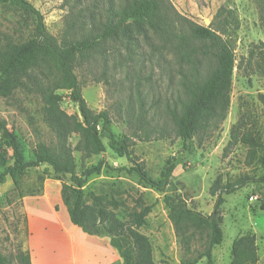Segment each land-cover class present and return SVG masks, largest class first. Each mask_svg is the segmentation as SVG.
<instances>
[{
	"label": "trees",
	"instance_id": "1",
	"mask_svg": "<svg viewBox=\"0 0 264 264\" xmlns=\"http://www.w3.org/2000/svg\"><path fill=\"white\" fill-rule=\"evenodd\" d=\"M256 1L264 19V0ZM0 3L22 11L34 26L33 34L24 42L0 35V98L11 99L18 92L39 97L51 107L57 129L55 143L38 144L28 162L18 137L11 134L15 162L0 175V186L10 177L22 199L20 180L32 169L46 166L59 181L70 177V184H62L61 198L72 224L90 236L109 237L122 264H157L150 239L140 232L154 207L139 200L127 219L121 220L115 212L120 208L117 202L93 195L89 203L84 190L88 179L110 167L101 161L78 175L74 154L80 153L84 162L100 157L106 152L107 141L115 155L133 165L125 169L127 173L137 175L143 188L157 192L171 186L176 165L170 161L159 181L150 177L133 158L131 136L119 138L109 112L97 113L89 108L82 94L85 83H81L77 71L93 62L101 65L109 56L126 54L133 58L140 48H149L164 68L173 63L177 86L163 105L159 101H152V105L150 90L138 75L135 108L131 103L127 117L134 135L151 141L165 139L173 132L183 142L211 140L221 133L228 119L235 79L236 56L224 37L225 30L198 24L182 15L171 0H74L72 15L59 42L49 34L44 16L28 1ZM77 4L85 7L79 8ZM60 92H67V98L78 105L79 116L69 115L62 108L65 97ZM74 136L78 137L75 147L70 143ZM239 144L248 148V162L262 174L254 178L247 175L227 185L218 182L212 191L217 201L211 215L189 209L177 196L164 199L176 233L185 238V232L192 231L205 242L195 259L182 264H199L202 260L215 264L213 250L224 241L220 209L225 195L257 184L264 209V138L246 123L245 117L231 131L229 147ZM25 224L27 230L26 215ZM259 259L254 235L234 240L230 264H257ZM0 264H32L24 240L10 257L0 250Z\"/></svg>",
	"mask_w": 264,
	"mask_h": 264
},
{
	"label": "rangeland",
	"instance_id": "2",
	"mask_svg": "<svg viewBox=\"0 0 264 264\" xmlns=\"http://www.w3.org/2000/svg\"><path fill=\"white\" fill-rule=\"evenodd\" d=\"M26 1L44 16L49 34L62 41L74 0ZM171 1L182 15L198 24L225 30L224 37L234 50L236 68L231 108L220 134L203 142L198 139L183 142L173 132L170 135V130V136L162 140L147 141L134 135L127 117L131 103L135 108L134 88L138 75L145 81L143 86L150 90L149 103L152 105V101L163 105L177 86L173 63L164 68L149 48H140L133 58L126 54L109 56V60L101 65L93 62L77 71L79 80L85 83L82 94L89 108L97 113L109 112L119 138L131 136L133 158L144 166L150 177L159 181L170 161L176 165L171 186L164 192H157L143 188L137 175L127 173L125 169L133 165L126 158L115 155L107 141H104L106 152L100 157L84 162L80 153L74 154L78 175L101 161L110 167L104 168L101 175L88 179L84 190L89 203H92L93 195L117 202L120 208L115 212L121 220L127 219L139 200L154 207L140 232L150 239L157 264H182L195 259L205 245L203 237L192 231H186L185 238L176 233L165 197L177 196L189 209L211 215L217 201L212 191L218 182L227 185L247 175L254 178L262 174L256 165L248 162L247 147L241 144L229 147L232 129L245 117L246 123L264 138V19L257 1ZM78 7L84 8L85 4ZM33 31V21L22 11L0 3V35H6L14 42H24ZM60 94L65 97L62 108L69 115L79 116V107L67 98L68 93ZM56 133L51 107L39 97L18 92L11 99L0 98V175L15 162L11 134L18 137L23 157L28 162L38 144L55 143ZM77 142L76 136L70 141L73 147ZM63 183L70 184V177L59 181L46 166L32 169L20 180L24 197L19 199L8 177V182L0 187V250L5 255H14L17 246L26 239V198L44 197L47 189L58 187L60 192L56 194L61 199ZM258 190L259 185L250 184L224 196L225 204L220 209L224 241L213 250L215 264H230L234 240L247 234L256 237L260 257L257 264H264V209ZM188 236L193 237L187 240ZM199 264H206V261Z\"/></svg>",
	"mask_w": 264,
	"mask_h": 264
},
{
	"label": "crops",
	"instance_id": "3",
	"mask_svg": "<svg viewBox=\"0 0 264 264\" xmlns=\"http://www.w3.org/2000/svg\"><path fill=\"white\" fill-rule=\"evenodd\" d=\"M58 191L47 189L44 197L24 201L28 219L24 248L32 264H122L109 238L90 236L72 224Z\"/></svg>",
	"mask_w": 264,
	"mask_h": 264
}]
</instances>
